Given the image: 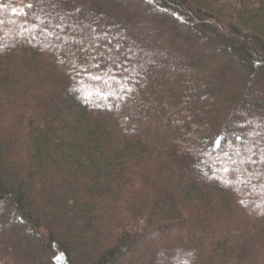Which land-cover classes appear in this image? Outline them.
<instances>
[{"label": "trees", "instance_id": "obj_1", "mask_svg": "<svg viewBox=\"0 0 264 264\" xmlns=\"http://www.w3.org/2000/svg\"><path fill=\"white\" fill-rule=\"evenodd\" d=\"M116 1L0 0V264H264V0Z\"/></svg>", "mask_w": 264, "mask_h": 264}, {"label": "rangeland", "instance_id": "obj_2", "mask_svg": "<svg viewBox=\"0 0 264 264\" xmlns=\"http://www.w3.org/2000/svg\"><path fill=\"white\" fill-rule=\"evenodd\" d=\"M116 2H118V3H121V0H118V1H116ZM130 2H132V1H130ZM82 8H86V9H93V6L89 3H85L83 6H82ZM76 14H78V12L76 13ZM148 16H150V17H154L155 18V20L157 21V22H159L160 23V25L161 26H163V25H166L167 24V22H168V20H167V17H165V14H163V13H161V12H155V13H152L151 11L147 14ZM178 17L179 18H181V19H183V20H186V22H188V23H190L191 21H188V19H186V18H184V17H182V16H180L179 14H178ZM124 19L126 20V21H129V20H131V18H128L127 16H124ZM132 22H135V19L133 20L132 19ZM37 23H42V20H39V21H37ZM5 25V24H4ZM17 30H19V31H22V28L21 27H19V26H17L16 24H15V26H14ZM134 29H133V31L134 32H137L138 30H139V28L137 27V26H134L133 27ZM98 32L100 31V32H102V29H97V28H95ZM189 31L190 30H188V29H183L182 31H181V34H177L176 32H174V30H171V33H173L174 34V36H176V37H180L181 39V41H183V43H193V42H195V39H196V37H189ZM36 32V31H35ZM129 34H132V32L131 33H129ZM42 35H40V37H41ZM77 37V36H76ZM81 37H85L84 35H82ZM209 38H210V36H208ZM50 38H56L57 39V37H55V34H53V33H51V32H47V35L45 36V35H43V37H42V40L44 41V42H47L48 41V39H50ZM209 40L207 41V43H206V46L207 45H209ZM158 47V46H157ZM160 47V46H159ZM218 50V49H217ZM222 52L223 51H221V50H218V53L219 54H222ZM118 53H120V52H118ZM121 54V53H120ZM142 54V53H141ZM140 54V57H144L143 55H141ZM224 54V56H226L227 58H229L230 57V53H227V55H225V53H223ZM155 60H157V61H159L160 63H162V64H167L168 65V61L169 60H171V58L169 57V58H163V59H161L160 57H158V56H154L153 57ZM175 61V60H174ZM248 63V61L246 60L245 61V63H244V61H242V60H239V59H233V61L231 60V57H230V60L228 59L227 61H226V66H224V71H230V69L231 68H233V66L237 63V64H242V65H244V67H248V65L249 64H247ZM148 63V61H146V64ZM177 64L178 63V61H176V62H173V64H171V65H174V64ZM211 63H212V61L210 60V59H204V60H201L200 62H188L187 64H185L183 67V70L184 71H186V72H189V71H191L190 69H192L193 67H201V66H207V69H212V68H214L212 65H211ZM179 64V63H178ZM210 65V66H209ZM216 69V68H215ZM145 71H147L148 72V69H146L145 70V68H144V72ZM157 75H164V76H169V77H178L175 73H174V71L173 72H169V71H165L164 69H161V71H159L158 72V74ZM232 78V75L231 76H222V74L220 75V78L217 80V85H216V94H218V96L219 97H223L224 95H225V90H221V91H219L218 90V87H224V83H228L229 81H230V79ZM70 84V83H69ZM210 94H212V93H210ZM212 95H214V94H212ZM212 95H209V96H211L212 97ZM199 96V98L200 97H203L201 94L200 95H198ZM213 98V97H212ZM96 99V98H95ZM95 99H93V98H90L89 99V101H91V102H94L95 103ZM205 99V98H204ZM209 99H211V98H209ZM212 105H214V103L212 102ZM180 107H187V106H182V105H179ZM185 130L186 131H188V129L187 128H185ZM239 181H242V182H244V181H247V183H251V182H249L248 180H245V179H239ZM189 186L191 187L192 186V183H190L189 184ZM6 218V217H8V213L7 212H5V209H0V219H2V218ZM23 225H25V224H23ZM1 229L2 228H0V231H1ZM28 232H29V234L33 237V238H36L37 237V231L35 230V229H33V230H29L28 229ZM177 231H175V232H173V233H170V234H168V238L169 237H171V238H175L176 236H177ZM180 234V233H179ZM166 239V237L164 238V237H160V238H158L157 240H159V241H162V240H165ZM154 242V241H153ZM153 242H150V243H153ZM148 247V246H147ZM143 248H141V246H140V249L139 250H137L136 251V253H139V254H143ZM51 257H53V255L51 256ZM123 261H124V259H122ZM159 261H160V259H158Z\"/></svg>", "mask_w": 264, "mask_h": 264}, {"label": "snow or ice", "instance_id": "obj_3", "mask_svg": "<svg viewBox=\"0 0 264 264\" xmlns=\"http://www.w3.org/2000/svg\"><path fill=\"white\" fill-rule=\"evenodd\" d=\"M56 3H63L65 0H55ZM31 7V5H29Z\"/></svg>", "mask_w": 264, "mask_h": 264}]
</instances>
